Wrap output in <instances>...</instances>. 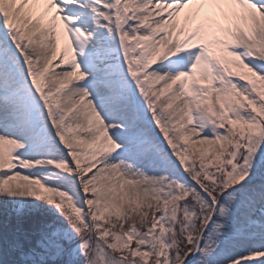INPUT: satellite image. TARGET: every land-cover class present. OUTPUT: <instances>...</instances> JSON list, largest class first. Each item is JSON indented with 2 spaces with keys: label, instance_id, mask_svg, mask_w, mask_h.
<instances>
[{
  "label": "snow or ice",
  "instance_id": "snow-or-ice-1",
  "mask_svg": "<svg viewBox=\"0 0 264 264\" xmlns=\"http://www.w3.org/2000/svg\"><path fill=\"white\" fill-rule=\"evenodd\" d=\"M0 264H264V0H0Z\"/></svg>",
  "mask_w": 264,
  "mask_h": 264
}]
</instances>
